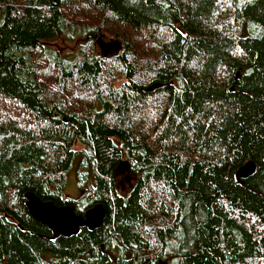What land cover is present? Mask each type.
<instances>
[{
    "label": "trees",
    "instance_id": "obj_1",
    "mask_svg": "<svg viewBox=\"0 0 264 264\" xmlns=\"http://www.w3.org/2000/svg\"><path fill=\"white\" fill-rule=\"evenodd\" d=\"M0 264H264V0H0Z\"/></svg>",
    "mask_w": 264,
    "mask_h": 264
},
{
    "label": "water",
    "instance_id": "obj_2",
    "mask_svg": "<svg viewBox=\"0 0 264 264\" xmlns=\"http://www.w3.org/2000/svg\"><path fill=\"white\" fill-rule=\"evenodd\" d=\"M115 47L119 45L115 43ZM162 88V85H152L146 92H154ZM126 163L123 162L120 169H124ZM255 167L252 162H248L236 173L237 181L245 180L252 176ZM26 208L31 217L38 223L44 225L52 234L53 238H70L76 236L81 228L89 230L98 229L104 220V209L98 204L88 209L84 216H78L74 213L72 207H58L52 202L41 201L32 193L25 195Z\"/></svg>",
    "mask_w": 264,
    "mask_h": 264
},
{
    "label": "rangeland",
    "instance_id": "obj_3",
    "mask_svg": "<svg viewBox=\"0 0 264 264\" xmlns=\"http://www.w3.org/2000/svg\"><path fill=\"white\" fill-rule=\"evenodd\" d=\"M115 43L110 40V39H106V38H98L96 40V47L98 52L100 51L101 54H103L104 56H110L112 55L113 52L117 51L118 48L115 47ZM119 189L120 192L125 191L128 189L127 187V180H125L124 175H120L119 176ZM64 194L70 198H77L81 192L77 189L76 186V165H73L71 170L69 171L68 175H67V181H66V186L64 188Z\"/></svg>",
    "mask_w": 264,
    "mask_h": 264
},
{
    "label": "bare ground",
    "instance_id": "obj_4",
    "mask_svg": "<svg viewBox=\"0 0 264 264\" xmlns=\"http://www.w3.org/2000/svg\"><path fill=\"white\" fill-rule=\"evenodd\" d=\"M98 205V204H97ZM95 206V205H94Z\"/></svg>",
    "mask_w": 264,
    "mask_h": 264
}]
</instances>
